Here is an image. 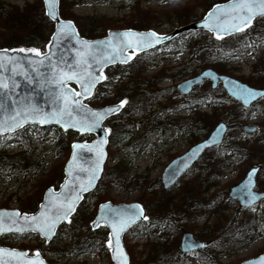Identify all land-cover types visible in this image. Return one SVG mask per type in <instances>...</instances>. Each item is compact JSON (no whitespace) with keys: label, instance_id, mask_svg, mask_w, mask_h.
<instances>
[{"label":"trees","instance_id":"obj_1","mask_svg":"<svg viewBox=\"0 0 264 264\" xmlns=\"http://www.w3.org/2000/svg\"><path fill=\"white\" fill-rule=\"evenodd\" d=\"M59 14L63 18L72 19L76 25L78 32L87 38H97L106 34L107 30L112 29L114 24L107 18H96L88 16L81 18L75 16L72 12L66 10L74 3H80L85 0H71L66 4V0H59ZM128 0L131 9L136 7L134 12L128 19L123 20L122 28H135L139 30L154 29L156 30L162 23L185 24L190 20H196L201 16L190 12L174 10L173 13L167 12L165 16L159 17L156 10L140 9L138 2L132 3ZM155 4H160L164 0H153ZM225 0H209L204 6V10H208L213 4L223 2ZM70 5V6H69ZM172 20H162V18H170ZM53 31V23L47 18L44 12L43 3L38 0L33 3H26L22 8L15 5H8L7 8L2 7L0 2V48H24L36 49L44 51L49 41L51 32ZM264 45V16L255 19L251 25L225 37H214L205 30L185 31L177 34L169 42L162 44L160 47H167L169 51L183 49L188 54V59H198L202 61L201 69L213 68L218 73L227 74L226 62L224 59L232 55H241L246 48L250 52L256 54L262 51ZM158 48L136 53L134 57L125 64H115L104 69L106 78L96 86L94 93L86 100L92 106H98V103L105 104L110 102L112 98L126 101L125 107L127 114L132 118L141 116L144 112H150L151 107L156 103L160 107L166 106L162 110V114L157 116L153 114L147 117L146 132L142 140L137 145L132 142L129 148L133 152V158L130 163L137 157V153L146 145L153 136L162 135L160 119H167L170 112L176 113L179 110L188 109L186 122L183 123L187 130V135L191 142H195L199 135L206 136L212 127L219 121L227 122V131L220 144L207 148L191 166L196 167V173L199 176L191 180L182 181L179 178L175 184L163 189L160 178H148L149 168L153 161L149 162L148 168L138 175H131L130 165L125 163L123 157H116L117 160L112 165L107 162L115 157L110 152L104 164L101 177L93 190L86 193L81 202L76 207L74 213L67 222H63L56 230L55 235L50 242H45L32 233L21 235H1L0 244L8 245L10 241L22 236H35L36 243L28 248L30 252L39 250L46 258L49 264L66 262L73 260L76 256H83L89 251L108 252V231L104 225H99L96 229H92L89 225L93 219L97 205L109 198V191L113 189L126 190L131 185L139 186L143 189V194L147 195L142 201L147 220L139 222L128 231L133 234L135 239H143L144 247L148 252L142 260L137 262L130 259L129 264H180L185 261L187 255H195L196 257H204L209 263H214L216 256L210 252L206 245L196 251L182 253L178 248L177 241L179 231L175 229L194 226L201 217H205V213L211 209V202L200 201L197 197L201 195L202 190H208V180H214L221 177L224 172L232 170L233 161H243L250 159L254 154L262 157L264 153V139L257 140L256 136L253 141L238 138L231 135L234 129L241 130V122L246 121L248 113L251 109L259 105L264 96L255 101L248 107H243L238 101L229 97L224 89L218 85L215 88L204 86L206 81L195 85L192 90L186 94L177 92L174 85L170 87H157L166 75L163 71L156 72L151 76L143 75L145 64L154 55ZM264 57V56H263ZM253 74L244 79V81L255 87H264V58L257 59ZM188 74H196L193 69H187ZM117 77L118 84L112 97L108 93V81L111 82L113 77ZM176 77V76H173ZM143 86V87H141ZM173 100L170 99V97ZM181 99L180 103L178 98ZM163 98H169L167 105L163 102ZM167 106H169L167 108ZM206 107V110H200ZM122 111V110H121ZM137 113V116L134 115ZM140 114V115H138ZM179 120H174V125L178 126ZM185 121V120H182ZM129 122L120 119L113 123L105 121L111 129V139L119 138L132 131V126L128 127ZM31 127L32 133L37 136L40 141L52 140L54 148L58 151L61 147L65 151H69V145L73 140L91 138V135L84 134L80 136L75 132L61 131L58 128H45L36 125H27L21 128L18 134H22ZM48 129L55 131L54 135L45 138L44 134ZM250 133H245V136ZM26 140V138L23 137ZM28 140V139H27ZM133 145V146H132ZM16 155V154H15ZM14 154L8 156L0 152V168H8ZM203 158V159H201ZM34 163V162H31ZM63 164H55L41 179L42 188L29 196L25 202L20 204L19 209L24 212H33L36 210L38 203L42 198V191L49 186L55 188L59 185L63 178ZM146 175H145V174ZM199 178V180H197ZM207 184V188H205ZM175 187H177L175 189ZM44 188V189H43ZM264 209V206H263ZM253 223L254 218H249ZM185 222V225L181 223ZM264 225V218L260 221ZM193 224V225H191ZM181 225V226H180ZM190 228V227H189ZM127 231V232H128ZM200 231V230H199ZM197 231V235H199ZM126 232V233H127ZM126 233L124 238L126 239ZM245 232L235 226L227 231L225 236H219L220 244H229L233 235ZM196 235V236H197ZM248 238L246 236H243ZM249 239V238H248ZM215 245V243H214Z\"/></svg>","mask_w":264,"mask_h":264},{"label":"water","instance_id":"obj_2","mask_svg":"<svg viewBox=\"0 0 264 264\" xmlns=\"http://www.w3.org/2000/svg\"><path fill=\"white\" fill-rule=\"evenodd\" d=\"M230 2L236 4L238 0H226L215 3L202 17L179 25L166 33H159L154 29L121 28L109 29L101 37L87 38L78 32L73 20L62 18L59 15V0H49L47 6L45 5V0H42L45 15L53 23V31L50 34L45 51L28 52L21 51L24 48H0V136L14 132L26 125H37L40 127H56L62 131L76 132L80 135L90 134L92 138L89 141L77 139L70 143L69 156L63 166L64 175L61 182L57 188L49 186L44 190L42 199L35 211L21 212L18 208L0 207V211L3 213L16 212L19 214L18 217L0 216V227L5 229L0 231V236L33 233L45 242H50L58 226L70 219L84 194L93 190L97 185L107 155L109 130L104 121L119 112L123 107H120L117 112L105 113L103 118L99 120L98 126L93 127L92 131H80L79 126H87L92 123L94 112H102L104 109L118 105L120 102L100 107L91 106L86 102L93 94L96 86L104 79L103 70L115 64H125L133 58V51L141 53L158 47L181 32L206 30L215 37L235 34L240 30H221L227 29L228 24L232 22L233 9L228 7L217 9L214 7L218 5L227 6ZM249 2L259 5L260 0H249ZM49 11L54 12L55 15H48ZM261 16H264V14L257 12L252 16V22ZM69 21L72 25L71 31L66 27L58 31L61 25ZM205 23L215 25V30L209 31L204 26ZM246 27L241 26L242 29ZM124 32H130L133 35L110 36V33L119 34ZM149 32L155 33L156 37L148 41L145 47L136 49V45L142 39L147 41V37H140L135 34ZM54 33H56L55 36L53 35ZM104 41H111V43H101ZM119 41L132 43L131 48L120 50V56L125 57L123 60L116 58L113 52L114 48H119ZM45 54H47V59H44ZM130 55L131 59H127ZM109 57H112L111 62H108ZM89 73L96 77L90 89V94L74 97L73 93H83V89L75 79L71 81L65 79L62 86L59 83L66 75H76L82 78ZM203 80H209L212 88L220 83L227 95L239 101L244 107H248L264 96V88L250 86L230 75L218 73L210 67L202 69L193 76L182 79L176 84V88L180 93L187 94ZM249 91L252 93L250 96L247 95ZM74 99L77 100V103L72 102ZM41 118L44 119L43 123L40 122ZM14 122L17 126L12 127ZM66 124L68 125L67 127H65ZM73 124L78 126L73 127ZM104 129L108 131L105 132ZM226 129L227 125L224 121L217 122L203 139L193 143L183 153L170 159L163 167L160 175L162 188L166 189L173 185L176 179L198 159L206 148L220 144ZM241 129L246 133H253L256 131V126L244 123L241 125ZM101 138L104 140L102 144L94 143ZM73 145H86V147L73 148ZM70 161L71 164L69 163ZM93 168H98L94 177L91 176ZM258 169L259 166L249 168L245 176L239 182L231 185L228 191V197L237 200L238 205L241 207H250L264 196V190L258 191L254 189ZM90 179L91 183L89 184ZM85 184L88 185L87 190L79 191V198L73 205L71 213L58 220L50 235L47 237L41 236L39 226L48 217L55 215L54 209L65 203V198L70 200L76 190ZM130 205H139L140 208L131 209L129 208ZM110 210L124 213L140 211L141 214L132 223L127 224L126 227L120 230L118 236H110L113 229L109 226V221L115 222L110 215ZM24 216L38 217V219L34 221L19 218ZM144 217L145 210L138 201L113 203L107 200L98 204L95 215L90 222V227L96 229L99 225H104L107 228L108 249L112 264H129V256L124 246L123 234L130 227L143 221ZM10 219L16 222L14 224L10 223ZM29 225L34 227H28ZM20 227H23L24 231L16 230ZM110 240L111 243H109ZM206 244V241L196 239L192 232L184 230L180 236L179 248L186 253L202 248ZM0 249L26 253L23 257L12 255L10 252L0 253V264H41V262L42 264H49L39 251L29 254L26 249L1 244ZM121 252L123 253V258L121 257ZM114 255L115 259H113ZM237 264H264V252L246 258Z\"/></svg>","mask_w":264,"mask_h":264},{"label":"rangeland","instance_id":"obj_3","mask_svg":"<svg viewBox=\"0 0 264 264\" xmlns=\"http://www.w3.org/2000/svg\"><path fill=\"white\" fill-rule=\"evenodd\" d=\"M36 1L38 0H0L3 8H7L8 5H15L22 8L26 3H33ZM127 1L128 0H85L80 3H74L70 8H66V10L68 13L72 12L75 16L81 18L92 16L96 18L103 17L104 19H110L114 24L112 29H121L123 20L128 19L134 12L133 10L136 9V7L131 9V5H129ZM208 1L209 0H164L160 4H155L153 0H133L132 3L138 2L136 6L140 9L146 10L144 13H147L148 10H156V13L161 18L165 16L167 12L173 13L174 10L181 12L191 11L193 14L201 16L207 11L204 10V6L208 4ZM70 2L71 0H66L67 6ZM165 19L172 20L171 17L159 20L162 21ZM179 25L180 24H174V22H172V24L164 22L156 29V31L159 33H166ZM263 56L264 45L262 46V51L257 52L256 54L251 53L250 49L246 48L241 55H232L231 57L224 59L226 62L227 74L244 81V79L253 74V66L256 63H259L257 62V59L260 60L261 58H264ZM201 65V60L188 59V54L183 49L179 48L177 50L169 51L165 46L158 48L154 52L153 57L146 62L144 65L145 71L143 75L151 76L156 72L163 71L166 77L157 83V87L162 88L170 87L172 85L176 86L178 81L193 75L188 74L187 69H193V71L199 72L202 70ZM108 83V93L109 96L112 97L118 84L117 77L114 76L112 81H108ZM204 86L210 87V82L206 81ZM177 98L180 103L181 99H179L178 96ZM170 99L173 100V96L172 98L170 97ZM121 100L114 97L110 102L105 104L98 103V106L95 107L116 103ZM168 100L169 98H163L165 105H167ZM125 104L122 111L108 117V120H106L113 123L118 122L120 119L124 122L130 121L131 125L133 124L132 131L130 130L129 134L119 136V138L111 139L114 135L112 134L110 127L105 124L109 130L106 160L110 152L115 157L114 159H110L107 164L112 165L117 160L116 157H123L125 163L130 165V174L135 176L145 172L144 170L148 168L149 162L153 161V164L148 171V178H160L163 167L171 159V157L185 150L188 143L192 144L194 142L190 141L188 135L185 138L183 133H178L176 127H172L166 135L167 138H175L172 149L166 150L161 147L156 149L157 145H159L161 137L159 135H155L148 141L151 144L148 143L143 145V148L137 153V157L132 163H130L133 158V152L125 146H129L132 142L134 145H137L140 140L145 138L144 135L146 132L147 117L153 114H156L157 116L161 115L162 110L165 109L166 106L163 105L160 107L159 104L155 103L151 107L150 112L142 113V117L137 116L136 118H132L130 116L133 115L128 116L127 114H124V111L127 110ZM168 107L169 106H167V108ZM206 109V107L200 108V110ZM134 115H137V113ZM187 115L188 109L179 110L176 113H169V117L176 121H188ZM130 123L127 128L130 127ZM244 123L254 124L257 127V130L254 133H250L245 136V132L242 130L234 129L231 135L247 139L249 141H253L257 138L256 136H259L257 140L264 139V99L259 103V105L257 104L254 109L249 111L247 120L241 122V124ZM32 131L33 129L28 127L23 135L18 134V132L15 133V131L13 133H6L0 136V152H3L8 156L16 154V157L11 158L8 168H0V207H12L19 209L22 202H25L29 196L34 195L36 191L42 188L43 185L41 179L51 169V167L55 164H60L61 162L65 164L69 156V151H65L62 147L56 151V148L53 147L54 142L52 140L40 141L37 136H34ZM54 133L55 131L53 129H48L44 136L46 138L51 134L54 135ZM23 137L26 138V140L23 139ZM204 137L205 136L199 135L197 141L203 139ZM83 139L89 141L91 138ZM153 144H155L156 147ZM261 155L262 157L257 154L251 155L252 157L250 159H246L244 163H241L243 161L238 162L234 160L232 163V170L224 172L221 177L214 180H208L209 185L207 192L204 191L202 186L200 187L202 193L197 197L200 201L211 202V209H209V211L205 213V217H201L194 226H187L186 228L183 227L173 231H179L177 241L178 248L181 233L183 230H188L194 234L196 239L207 242V245L210 246L208 250L213 252L212 258H214L215 255L216 260L214 263H209L204 257L187 255L185 257V261L180 264H237L246 258L253 257L261 252H264V225L259 222L262 218H264V197L259 199L250 207H241L238 205L237 200H233L228 197V191L231 185L239 182L245 176L246 171L253 166H259L254 189L258 191L264 190V153ZM196 167L197 166H194L193 168L190 167L184 176L181 177L182 181L191 180L192 178L199 176V174L196 173ZM197 180H199V178H197ZM176 188L177 187H175V189ZM205 188H207V184H205ZM44 190L42 191V195ZM146 196V194H143V189L141 187L131 185L126 190H119L116 188L110 190L109 198L107 200L113 203L138 201L143 206L142 201L145 200ZM252 217L255 220L253 223L249 220V218ZM185 224V222L181 223V225ZM235 226H239L245 234L239 233L233 235L235 237L232 238L229 244H220L218 237L225 236L227 231H230ZM197 231H199V235H197ZM125 236L126 239L123 235V242L129 256V262L130 259L137 262L145 258L148 252V249L143 245L145 240L135 239L134 235L130 234L129 231ZM243 236H246L249 239ZM35 243V236H22L20 238L16 237V239L10 241L6 246L26 249L29 254H33L39 250L30 252L28 248H31V246ZM55 264H112V262L108 249L107 253L89 251L83 256L74 257L73 260Z\"/></svg>","mask_w":264,"mask_h":264},{"label":"snow or ice","instance_id":"obj_4","mask_svg":"<svg viewBox=\"0 0 264 264\" xmlns=\"http://www.w3.org/2000/svg\"><path fill=\"white\" fill-rule=\"evenodd\" d=\"M49 3V0H45V5L47 6ZM217 9L219 8H223V7H228L230 9H233V13H232V22L228 24L227 29H221L222 31L227 30V31H231V30H242L241 26L246 27L248 24H250L252 22V16L255 15L257 12L264 14V0H260L259 5H257L254 2H249V0H238V2L236 4H232L231 2L227 5V6H222V5H218V6H214ZM48 15L50 16H54L55 13L49 11ZM204 26L206 28L209 29V31H214L216 26L215 25H209L207 23L204 24ZM67 28L69 31H71L72 25L71 22H66V24L61 25L59 30H62L63 28ZM54 36L56 35V33L53 34ZM112 35H116L117 37L119 36H127V35H133L130 32H124V33H119V34H111ZM135 35H139L140 37H147V41L146 40H141L140 43H138L136 45V49L145 47L147 42L152 40L153 38L156 37L155 33H140V34H135ZM82 43H88V42H82ZM101 43H105V44H109L111 43V41H104ZM119 48H114L113 52L115 53V57L119 58L121 60L125 59V57H121L120 56V50L121 49H127V48H131L132 47V43L131 42H123V41H119ZM21 51H28V52H37L36 49H21ZM135 54V51H133L132 55ZM44 59H47V54H45ZM112 57H109L108 62H111ZM127 59H131V55L127 57ZM103 62V61H101ZM73 80L75 79L77 81V83L79 84V86L83 89V93H73L74 97H79L82 94H90V89L92 87V85L94 84L96 77L94 75H92L91 73L85 75L84 77H79L76 75H66L65 77H63L60 80V85H63L64 80ZM55 82V81H53ZM247 95H252V93L249 91L247 93ZM73 103H77V100H73ZM125 104L124 100H121L119 102L118 105H113L110 108H106L104 109L102 112L99 113H93V119H92V123L90 125L87 126H79L80 127V131H92V128L95 126H98L99 124V120L103 118V115L105 113H112V112H117L120 110V107H122ZM40 122L43 123L44 119L41 118ZM17 126L16 123L14 122L12 124V127ZM68 125L66 124L65 127H67ZM73 127H76L78 125L73 124ZM105 132H107V129H104ZM104 142L103 138H101L99 141H96L94 143L96 144H102ZM76 147H86V145H73V148ZM71 164V161L69 162ZM98 171V168H93L92 172H91V176L94 177L96 175V172ZM89 184L91 183V179L88 182ZM88 185H82L80 189L76 190V193L72 196V198L70 200L66 199V202L61 204L59 207H56L54 209L55 211V215L48 217L46 219V221L39 226V232L41 236L47 237L48 235H50L52 229L54 228L55 224L58 222L59 219L66 217L68 214L71 213V211L73 210V205L76 203V201L78 200L79 196L78 193L79 191H86L87 190ZM129 208L131 209H139L140 206L139 205H130ZM141 214L140 211H135V212H130V213H124V212H120V211H116V210H110V215L113 219V221H109V226L112 227L113 232L110 234L111 235H119V231L122 230L124 227L127 226V224L132 223L135 218L137 216H139ZM7 215L9 217H18V213L16 212H12V213H3L2 211H0V216H4ZM41 215H43V213H41ZM20 219H24V220H37L38 217H28V216H24V217H19ZM144 219H147V217H144ZM10 223H15V220H11L9 221ZM95 224V222H93ZM28 227H34L33 225H29ZM5 229L3 227H0V231H4ZM17 231H24L23 227L17 228ZM109 243H111V240L109 241ZM4 252H10V254L15 255V256H20L23 257L26 255V253L23 252H16L15 250H6V249H0V253H4ZM121 257L123 258V253L121 252ZM115 255L113 256V259H115ZM42 264V262H41Z\"/></svg>","mask_w":264,"mask_h":264},{"label":"flooded vegetation","instance_id":"obj_5","mask_svg":"<svg viewBox=\"0 0 264 264\" xmlns=\"http://www.w3.org/2000/svg\"><path fill=\"white\" fill-rule=\"evenodd\" d=\"M218 85H220V83L218 84ZM217 85V86H218ZM176 87V86H175ZM177 92L178 93H180L179 91H178V89H177ZM180 94H182V93H180ZM188 94V93H187ZM183 95H186V94H183ZM239 102V101H238ZM240 103V102H239ZM244 107V106H243ZM160 121H161V124L163 125L162 126V130H165V132L162 134V135H159L161 138V140H160V142H159V145H157V147H156V145L155 144H153L155 147H156V149H158L159 147H161V148H164V149H172V147H173V144H174V141H175V138H173V137H171V138H167L166 137V135L168 134V132H169V129L170 128H172V127H176V130L178 131V133H183V135H184V137L186 138L187 137V130H186V127H185V125H183V123L184 122H186V121H178V126H175L174 125V119L173 118H171V117H169V115H168V118L167 119H160ZM256 130H257V127H256ZM195 143V142H194ZM151 144V143H150ZM193 144V143H192ZM192 144H189L188 143V146L185 148V150H187ZM171 146V147H170ZM170 147V148H169ZM185 150H183L182 152H180V153H178V154H176V155H174V156H172L171 157V159L173 158V157H175V156H177V155H179V154H181V153H183ZM156 153H157V151H156ZM198 160V159H197ZM196 160V161H197ZM195 161V162H196ZM194 162V163H195ZM193 163V164H194ZM192 164V165H193ZM191 165V166H192ZM190 166V167H191ZM189 167V168H190ZM188 168V169H189ZM188 169H186L178 178H177V180L179 179V178H181V177H183L184 176V174L188 171ZM176 180V181H177ZM184 231V230H183ZM188 231V230H187ZM191 232V231H190ZM182 234V233H181ZM194 235V234H193Z\"/></svg>","mask_w":264,"mask_h":264},{"label":"bare ground","instance_id":"obj_6","mask_svg":"<svg viewBox=\"0 0 264 264\" xmlns=\"http://www.w3.org/2000/svg\"><path fill=\"white\" fill-rule=\"evenodd\" d=\"M136 116H137V115H136ZM141 117H142V115H141ZM141 117H140V118H141ZM146 117H147V116H146ZM146 117H145V118H146ZM143 119H144V118H143ZM143 119H142V120H143ZM107 120H108V119H107Z\"/></svg>","mask_w":264,"mask_h":264}]
</instances>
